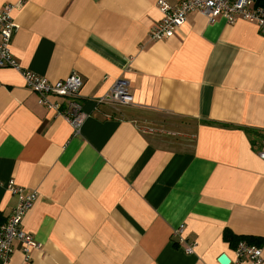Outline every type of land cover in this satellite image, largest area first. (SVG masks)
<instances>
[{
    "label": "crops",
    "instance_id": "0c3cea01",
    "mask_svg": "<svg viewBox=\"0 0 264 264\" xmlns=\"http://www.w3.org/2000/svg\"><path fill=\"white\" fill-rule=\"evenodd\" d=\"M158 1L0 0L20 68L51 83L77 73L86 114L75 134L0 69V222L10 180L36 191L22 225L41 245L25 262L15 243L0 264H218L233 258L227 230L255 239L264 264V34L193 12L152 41ZM119 78L133 102L99 103Z\"/></svg>",
    "mask_w": 264,
    "mask_h": 264
},
{
    "label": "built area",
    "instance_id": "2783aa9c",
    "mask_svg": "<svg viewBox=\"0 0 264 264\" xmlns=\"http://www.w3.org/2000/svg\"><path fill=\"white\" fill-rule=\"evenodd\" d=\"M157 7L163 18L149 30L148 36L152 41L173 36L185 23L187 15L193 12L204 15L209 23L215 22L218 18L225 19L228 24H234L237 20L254 23L264 34V8L257 7L253 0H182L176 7L170 6L164 0H159ZM13 8L7 5L0 12V69L10 68L19 71L25 87L37 95L38 104L49 110L61 112L74 133L79 134L86 119L82 105L77 101L83 86L82 78L77 73H72L64 80L51 83L45 77L20 68L10 51L12 38L18 29L12 16ZM50 97L64 99L65 109L61 110L59 104L49 100ZM132 102L129 83L122 78L115 80L108 94L99 99V103L123 106ZM257 155L264 160V140ZM6 190L16 197V204L10 215L0 222V259L6 263L14 252V244L19 243L24 261L28 262L32 252L39 250L41 245L23 229L22 224L25 215L37 201L38 194L36 191L20 187L13 180L7 183ZM180 242L183 243V240ZM193 247V244H188L184 248L185 253L192 254ZM244 261L261 264V248L248 244L246 241L238 242L233 251V258H229L228 264H242Z\"/></svg>",
    "mask_w": 264,
    "mask_h": 264
},
{
    "label": "trees",
    "instance_id": "16d2710c",
    "mask_svg": "<svg viewBox=\"0 0 264 264\" xmlns=\"http://www.w3.org/2000/svg\"><path fill=\"white\" fill-rule=\"evenodd\" d=\"M253 1L257 7L264 8V0H253ZM224 239L228 243L233 244L234 248L236 247L237 243L240 241H246L248 244H252V245L257 244L256 240L251 237H237V236H234L232 233H230L228 230L225 231L224 233ZM174 245L176 246V244Z\"/></svg>",
    "mask_w": 264,
    "mask_h": 264
},
{
    "label": "water",
    "instance_id": "95a60500",
    "mask_svg": "<svg viewBox=\"0 0 264 264\" xmlns=\"http://www.w3.org/2000/svg\"><path fill=\"white\" fill-rule=\"evenodd\" d=\"M229 263V257L226 255H222L218 259V264H228Z\"/></svg>",
    "mask_w": 264,
    "mask_h": 264
},
{
    "label": "rangeland",
    "instance_id": "374dc122",
    "mask_svg": "<svg viewBox=\"0 0 264 264\" xmlns=\"http://www.w3.org/2000/svg\"><path fill=\"white\" fill-rule=\"evenodd\" d=\"M171 138H179V137L174 135V136H171Z\"/></svg>",
    "mask_w": 264,
    "mask_h": 264
}]
</instances>
